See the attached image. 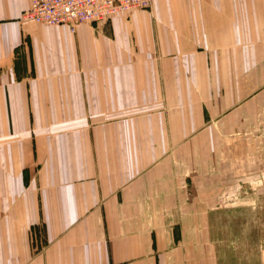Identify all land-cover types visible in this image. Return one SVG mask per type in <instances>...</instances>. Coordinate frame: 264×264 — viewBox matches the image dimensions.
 Listing matches in <instances>:
<instances>
[{
	"label": "crops",
	"instance_id": "crops-1",
	"mask_svg": "<svg viewBox=\"0 0 264 264\" xmlns=\"http://www.w3.org/2000/svg\"><path fill=\"white\" fill-rule=\"evenodd\" d=\"M30 2L0 0V264H264V0Z\"/></svg>",
	"mask_w": 264,
	"mask_h": 264
},
{
	"label": "built area",
	"instance_id": "built-area-1",
	"mask_svg": "<svg viewBox=\"0 0 264 264\" xmlns=\"http://www.w3.org/2000/svg\"><path fill=\"white\" fill-rule=\"evenodd\" d=\"M155 0H31L20 16L22 24L66 25L71 30L80 24L127 15L150 9Z\"/></svg>",
	"mask_w": 264,
	"mask_h": 264
}]
</instances>
